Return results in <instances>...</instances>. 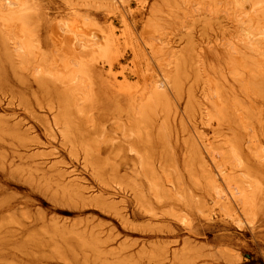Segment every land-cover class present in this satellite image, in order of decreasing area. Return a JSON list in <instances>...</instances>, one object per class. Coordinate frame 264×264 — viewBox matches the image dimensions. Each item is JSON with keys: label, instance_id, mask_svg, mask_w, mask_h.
I'll use <instances>...</instances> for the list:
<instances>
[{"label": "rangeland", "instance_id": "1", "mask_svg": "<svg viewBox=\"0 0 264 264\" xmlns=\"http://www.w3.org/2000/svg\"><path fill=\"white\" fill-rule=\"evenodd\" d=\"M156 1L146 0V3L141 4L139 0H128L125 4L117 2L115 8L98 10L78 8L81 16L88 15L98 23L92 27H85L82 19L65 7L62 0L40 2L54 19L50 42L57 44L67 39L64 42L70 45L65 44L69 52L72 41V45L87 40L103 44L106 34L113 32L117 45L108 58H98L97 62L102 74L98 81L100 87H97L104 92L102 95L96 87L102 95L100 108L108 106L109 109L111 104L106 103L107 100L115 99L118 95L125 100L144 84L151 85L160 81L161 70L156 60L152 59L153 55L150 56V41H154L155 46L163 39L167 41L165 45L168 43V50L180 49L185 42L181 38L186 35L192 37L195 50L190 65L193 76L196 73L201 78L196 86V96L207 107L209 105L205 102L204 91L208 80L213 79L214 71L219 67H228V44L236 46L241 53L258 58L247 44L253 37L246 34L248 25L236 22L237 11H233V5H228L232 0H219L217 7L221 13L214 16L198 10L197 2L191 1L175 10V13L164 5L160 13L165 30L163 33L157 32L149 20V11ZM247 7H243L245 12H249ZM205 24H211V29L206 30ZM83 28L85 34L81 33ZM53 31L56 36H53ZM146 41L148 44H145ZM7 50L10 53L9 62L4 57L0 59V264H169V261H161L165 252L180 258L194 257L197 259L196 264H264L263 210L250 222H246L239 214L243 224H235L203 192H196L198 196L206 198L209 206L208 215L202 216L194 207L188 209L177 199L156 201L148 194V189H145L148 186L143 182L147 194L144 207L148 205L155 209V216H151L141 203L138 204L132 193L119 187L126 175L133 174L131 169L136 160L121 148L120 132L114 126L116 122L111 121V113L105 111L104 117L103 110L93 113V120L96 118L94 123L97 120L99 125L108 123L105 134L107 141L94 143L100 137L97 125L86 131L85 139L91 141L89 143L92 148L89 153L93 161L90 162L85 159L84 151L71 149L62 143L59 133L44 122L53 121L51 115L42 111L34 101L33 93L38 92L37 84L27 71L21 69L20 58L14 54L12 44H7ZM146 60L150 62L149 65ZM192 80L186 84L187 88L193 84ZM238 89L237 93L243 94ZM26 100L30 101V105L26 104ZM259 100L261 104L263 100ZM33 108L36 112L31 114ZM176 111L177 118L171 123L173 133L181 132V124H184V130L193 137L195 130L184 116V104H177ZM108 114L111 118L107 117ZM161 122L162 119H158L156 126ZM257 122L254 121V127L257 128L255 132L264 145V130ZM196 124L209 143L214 142L216 133L229 137L233 135L228 126L219 127L215 121L208 122L206 118L202 121L197 118ZM235 128L239 136L246 140L247 133ZM14 131L29 137L31 141L21 143L12 135ZM115 137L117 140L112 142ZM178 140L176 135L172 139V160H177L173 164H177L182 175L186 176V179L183 177L185 183L192 188L185 169L188 154L180 136ZM244 150L246 154L249 153L246 148ZM125 156L131 161L129 164L128 159H122ZM204 156L210 164L208 155L204 153ZM212 172L215 173L213 169ZM68 185L74 191L66 190L65 186ZM168 188L172 189V186L168 185ZM79 192L84 194L85 201L77 196ZM150 196L152 201L149 200ZM260 199L264 202V191Z\"/></svg>", "mask_w": 264, "mask_h": 264}, {"label": "bare ground", "instance_id": "2", "mask_svg": "<svg viewBox=\"0 0 264 264\" xmlns=\"http://www.w3.org/2000/svg\"><path fill=\"white\" fill-rule=\"evenodd\" d=\"M62 1L65 3V7L74 11L82 19L85 27H92L97 22H94L95 20H92L90 16L84 15V11L81 13L84 16H81L78 8L82 7L88 10L115 8L117 2L125 4L128 0ZM139 1L141 4L146 3V0ZM191 1L197 2L198 10L201 12L204 10L205 13L213 16L221 13L217 7L219 0H157L149 11V20L154 24L157 32L163 33V20L160 18L161 8L165 5L173 9L172 13H175V10H179ZM40 2L39 0H0V59L4 57L9 62L10 53L7 50V44H12L14 54L20 58L21 69L27 71L37 84L38 92L33 93L35 103L52 117V123L44 122H47L50 129L59 133L62 143L71 149L84 151L85 159L92 162L93 156L89 153L92 151L91 143H89L91 141L88 142L84 135L91 126L97 125L100 137L96 134L99 139L94 143L107 141L105 138L107 122L104 123L105 125H99L97 124L98 120L97 123H94L96 118L93 120L95 111L103 110L102 116L106 111L111 113V121L116 122L114 126L116 125L120 132L121 148H124L128 156L132 154L135 157L136 161L133 160L134 158L132 159L135 161L134 168H132L134 170L131 169L133 174L126 175L124 182L119 187L123 191L132 193L138 204L141 203L144 207L143 202L147 198L145 189H148V194L158 202L177 199L183 203L184 207L188 209L194 207L203 216L208 215L209 206L206 198L196 194V192H203L206 197L213 200L214 206L223 215L233 219L235 224L242 223L239 214L245 218L246 222H250L259 211H264V202L260 199L264 191V145L258 140L257 136L259 135L255 132L256 127H254V121H258V125L260 124L261 129L264 130V0H232L228 3L229 6L233 5L234 12L237 11L236 22L244 26L248 25L247 33H244L250 34L254 38H250L247 44L258 58L241 53L236 46L228 44L226 46L228 67H219L218 70H215L213 79L208 80L204 91L208 107L197 100L196 86L200 83L201 78L196 73L195 77L193 76L194 72L190 64L195 44L192 37L186 35L181 38L185 42L182 47L180 46V49L178 47L168 50L166 47L168 43L165 45L167 41L163 39L160 40V44L155 46L153 45L154 41H150L152 46L150 56L153 55L152 59L154 58L159 65L162 74L160 81L151 85L144 84L139 91L130 93V97L125 100L120 99L121 95L116 96L115 99L107 100L106 103L111 104L110 110L107 108L108 106H104L105 109L100 108L103 103L100 97L104 92L98 85L102 74L97 62L98 58H108L117 45L113 32H110L109 35L106 34L103 44L88 40L80 43V36L79 41L76 39L78 44L72 45L74 42L72 41L71 47H69L71 52H69L70 50H66L68 49L66 47L70 46L65 43L67 39L59 41L57 44L50 42L53 30L51 26L54 19L48 13L49 10L43 7ZM245 5H248L249 12L243 10ZM74 27L76 26L74 25ZM45 29L46 34L44 33ZM205 29H211V24H205ZM82 30L83 32H81ZM82 30L80 32L85 34L84 28ZM54 32L53 36H56ZM78 34L80 33L78 32ZM145 44H148V41ZM133 47L137 51L136 46L133 45ZM146 62L147 65L150 64L148 60ZM192 78L194 79L192 80ZM191 80L194 82L187 88L186 84ZM236 84L243 94L237 93ZM96 87L100 89L101 96ZM103 99L105 100V98ZM259 99L263 100L261 104ZM29 103L30 101L26 100V104ZM177 104H184L185 115L182 114L191 122L195 130L194 138L184 130V124H181L180 134L173 133L171 123L177 118V111L175 112ZM35 112L36 110L31 114ZM107 117H110L109 114ZM197 118L201 121L205 118L208 119V122L215 121L219 127L228 126L233 135L229 137L223 133H216L214 142L209 143L198 130ZM158 119H162V122L157 127ZM235 127L247 133L246 140L239 136ZM12 135L21 143L31 141L29 137L20 135L17 131H14ZM175 135L177 141L180 136L188 154L187 159L189 158V160L185 169L192 188L185 183L186 176L182 175L177 164H173L177 161L176 159L175 162L172 160L171 153L172 139ZM114 139L116 137L111 141L113 142ZM245 141L247 142L245 143ZM244 148L248 150L247 154L249 155L245 153ZM204 153L208 155L210 164L208 161L206 162ZM126 156L121 158L124 159ZM129 162L131 161L128 159V163H126L129 164ZM212 169L216 174L212 172ZM143 182L147 184L148 188L146 185L143 186ZM168 185H171L172 189L168 188ZM144 187L146 188L144 189ZM65 189L74 191L69 185L65 186ZM77 196L86 200L81 192ZM149 200L152 201V198ZM152 207L146 205L143 209L151 216H155V209ZM162 258V262L169 261L178 264H196L197 260L188 256L181 258L177 255L171 256L168 252H165Z\"/></svg>", "mask_w": 264, "mask_h": 264}]
</instances>
